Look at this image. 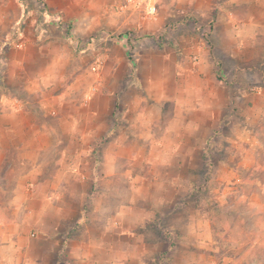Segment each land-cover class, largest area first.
I'll return each mask as SVG.
<instances>
[{
    "label": "crops",
    "instance_id": "0c3cea01",
    "mask_svg": "<svg viewBox=\"0 0 264 264\" xmlns=\"http://www.w3.org/2000/svg\"><path fill=\"white\" fill-rule=\"evenodd\" d=\"M47 2L50 10L67 17L85 9L80 0ZM179 3L189 22L197 20L204 28L212 22V35L204 39L174 31L172 42L166 36L162 46L146 39L134 71V98L126 56L109 49L98 81L88 74L83 87L72 83L70 100H65L66 90L49 102L44 89L50 59L46 36L33 32L28 16L26 21L19 18L20 7L25 12L22 0H0V13L7 11L9 20L3 24L6 18L2 23L0 17V259L9 264L57 261L59 243H65L69 253L81 247V261L91 253L113 252L110 238L128 237L121 230L128 201L120 197L113 210L112 195L132 179L130 163L139 160L143 173L153 174L155 166L166 165L168 159L173 164L177 158L184 162L179 167H186L188 158L202 157L209 139L221 144L243 136L256 139L254 126L264 125V63L255 69L253 62H264V0ZM165 7L144 28L149 34L170 30ZM18 23L20 29L28 28L19 34L22 46L5 50V31L9 35ZM69 57L62 53L55 59ZM224 61L234 64L231 77L251 73L253 80L240 95H233L218 78ZM77 71L73 68V75ZM74 91H80L81 100ZM66 103L71 111L63 114ZM113 113L120 114L119 121ZM238 125L245 126L242 132ZM149 178L140 175L139 180ZM89 223L99 226L97 235L87 234ZM80 226L85 229L80 239L67 237Z\"/></svg>",
    "mask_w": 264,
    "mask_h": 264
},
{
    "label": "rangeland",
    "instance_id": "374dc122",
    "mask_svg": "<svg viewBox=\"0 0 264 264\" xmlns=\"http://www.w3.org/2000/svg\"><path fill=\"white\" fill-rule=\"evenodd\" d=\"M121 1L80 0V5L85 8L81 15L71 11L67 17L50 10L47 0H22L25 12L20 7L19 18L26 21L28 16V20L33 22V32L40 31L46 36L44 48L50 59L44 63L48 74L44 89H47L49 102H54L56 94L66 90L65 100H70L72 83L77 88L78 84L83 87L88 74H94L98 81L109 49L115 56L119 50L126 56L131 71L127 82L132 90L130 97L134 98V71L146 39L154 38L158 46H162L166 36L172 42L175 32L197 34L206 39L214 30L212 22L205 28L197 20L189 22L191 17L184 15L182 2L161 0V8L165 4L168 6L165 7L168 11L166 26L170 30L149 34L144 28L153 21L121 12ZM40 9L42 14L38 13ZM10 11V17H13V10ZM7 13H0L1 20ZM8 21L6 18L2 23L8 24ZM20 25L18 23L9 35L5 31V50L19 49L17 44L22 46L19 34L28 28L23 26L20 29ZM62 53L71 57L56 60L55 56ZM193 57L192 54L190 58L195 63L197 60ZM263 63L255 60L253 67L262 69ZM233 65L231 61H224L222 77L218 78L228 84L233 95L237 96L243 93V89H248L247 84L253 79L246 71L231 77ZM73 68L78 69L75 75ZM258 80L255 85H260ZM80 91H74V96L81 100ZM63 107V114L71 111L69 103ZM256 113L258 115V110ZM112 116L118 121L121 118L116 113ZM258 125L254 126L255 140L243 136L236 143L225 141L221 144L209 139L202 157L188 158L186 167H179L184 162L179 163V159L174 158L173 164L168 159L166 165L155 166L153 174H144L139 160L132 161L128 165L134 169L128 173L132 179L129 178L128 183L122 182V187H125L113 190L112 195L113 210L114 202L120 197L128 201L127 219L122 221L121 228L128 237H111L113 252L86 254L88 260L83 258V261L79 258L83 255L79 250L81 247L69 253L65 243H59L57 261L44 260V264H92L94 261L96 264H264V125ZM238 127L242 132L245 126ZM225 130V133L229 132V129ZM140 175L149 176V181L153 180L155 185L139 180ZM88 226L90 237L98 234V225L89 223ZM82 228L69 231L67 237L80 239L85 231ZM119 230L113 229V232ZM105 240L107 242L108 238ZM0 264L9 263L0 259Z\"/></svg>",
    "mask_w": 264,
    "mask_h": 264
},
{
    "label": "built area",
    "instance_id": "2783aa9c",
    "mask_svg": "<svg viewBox=\"0 0 264 264\" xmlns=\"http://www.w3.org/2000/svg\"><path fill=\"white\" fill-rule=\"evenodd\" d=\"M161 0H122L119 5L121 12L143 19H155L159 14ZM21 45H16L20 47ZM196 60V56L193 57Z\"/></svg>",
    "mask_w": 264,
    "mask_h": 264
}]
</instances>
